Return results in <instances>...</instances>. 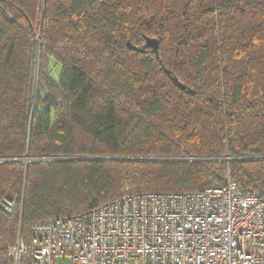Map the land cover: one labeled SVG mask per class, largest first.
<instances>
[{
	"label": "trees",
	"instance_id": "1",
	"mask_svg": "<svg viewBox=\"0 0 264 264\" xmlns=\"http://www.w3.org/2000/svg\"><path fill=\"white\" fill-rule=\"evenodd\" d=\"M228 174L264 189V0H0L1 264L36 221Z\"/></svg>",
	"mask_w": 264,
	"mask_h": 264
},
{
	"label": "built area",
	"instance_id": "2",
	"mask_svg": "<svg viewBox=\"0 0 264 264\" xmlns=\"http://www.w3.org/2000/svg\"><path fill=\"white\" fill-rule=\"evenodd\" d=\"M264 264V189L226 175L201 192L131 193L70 216L39 220L15 264ZM1 256V255H0ZM1 264V257H0Z\"/></svg>",
	"mask_w": 264,
	"mask_h": 264
},
{
	"label": "water",
	"instance_id": "3",
	"mask_svg": "<svg viewBox=\"0 0 264 264\" xmlns=\"http://www.w3.org/2000/svg\"><path fill=\"white\" fill-rule=\"evenodd\" d=\"M146 41H147L146 45L148 47L153 48L154 52L158 56V54H159V40L157 38L147 37ZM128 47L130 49L137 50V51H143L144 50L143 48H140V47H138L136 45H133L131 42H128ZM167 73L170 74V71L167 70ZM170 77H171L172 81L175 83V85L177 87H179V88H181L183 90L186 89V86L182 82H180L179 79L175 75H171ZM188 92H191V90L188 89ZM78 159H85V160H127L128 159V160H132V159H143V158H131V157H98V156H93V157H78ZM23 160H25L26 162L36 161V160L37 161H40V160H42V158H38L37 159V158H31V157L27 156ZM12 200H13L12 196L8 195L4 199L2 206L7 210L8 208L11 207Z\"/></svg>",
	"mask_w": 264,
	"mask_h": 264
},
{
	"label": "rangeland",
	"instance_id": "4",
	"mask_svg": "<svg viewBox=\"0 0 264 264\" xmlns=\"http://www.w3.org/2000/svg\"><path fill=\"white\" fill-rule=\"evenodd\" d=\"M53 65H54L53 66L54 67L53 76L55 78H57L58 77V74H59V71H60V68H61V64H57L55 62V60H53ZM65 259H66V264H71L72 260H71V257L70 256H66ZM56 261H57V264H63V262H64V256H61V255L58 256L57 259H56ZM14 264H15V261H14Z\"/></svg>",
	"mask_w": 264,
	"mask_h": 264
}]
</instances>
